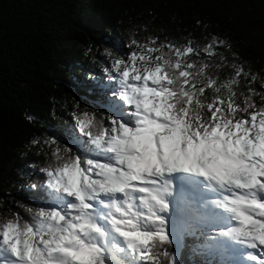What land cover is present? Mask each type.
<instances>
[{"label": "snow or ice", "instance_id": "obj_1", "mask_svg": "<svg viewBox=\"0 0 264 264\" xmlns=\"http://www.w3.org/2000/svg\"><path fill=\"white\" fill-rule=\"evenodd\" d=\"M158 41L133 39L135 49L104 69L116 85L109 114L76 117L82 147H54L31 185L44 202L25 207L28 218L0 219V264H164L166 246L193 221L210 227L224 264H239L229 242L249 250L243 264H264V96L257 104L255 77L238 91L250 75L242 65L220 80L190 59L191 42ZM225 43L213 36L203 52Z\"/></svg>", "mask_w": 264, "mask_h": 264}, {"label": "trees", "instance_id": "obj_2", "mask_svg": "<svg viewBox=\"0 0 264 264\" xmlns=\"http://www.w3.org/2000/svg\"><path fill=\"white\" fill-rule=\"evenodd\" d=\"M213 36L226 43L208 56L203 47ZM150 37L191 42L198 54L190 59L208 63L220 80L232 63L242 65L250 75L237 90L246 93L255 77L261 103L264 0H0V219L17 212L28 218L25 207L44 202L31 185L41 184L52 149L82 147L76 117L109 114L116 85L104 69L135 49L133 39ZM183 233L180 247L174 238L166 246L164 264H224L208 229L191 225Z\"/></svg>", "mask_w": 264, "mask_h": 264}]
</instances>
